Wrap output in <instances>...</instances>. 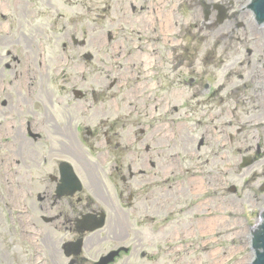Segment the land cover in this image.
<instances>
[{"label": "rangeland", "instance_id": "obj_1", "mask_svg": "<svg viewBox=\"0 0 264 264\" xmlns=\"http://www.w3.org/2000/svg\"><path fill=\"white\" fill-rule=\"evenodd\" d=\"M124 1L128 3L131 0H0V13H4L6 2H9L7 6L10 7L5 18L0 14V37L8 40L31 38L28 45L32 49L38 48L37 60L40 63L42 61L44 68L40 76L43 84L46 85L48 76L46 65L50 74L58 76L57 82L48 88L64 86L63 78L68 79L69 74L74 71L73 65L81 62L79 59L86 52L83 47H73L75 58L61 75L60 70H57L58 64L61 66L62 61L67 64L66 58L62 56V43L69 44L71 36L78 40L85 39V48L97 55L94 63L86 67L84 75L87 81L97 89V93H101L104 110L109 116H115L116 112L126 114L117 83L107 89V82L111 77L107 75L108 64L104 60V54L108 55L109 60L112 58L108 47L101 48L106 43L109 32L113 35V40L117 37L118 26L110 25L111 21L116 20L117 7ZM143 1L145 0H135L136 3ZM146 1L150 5L158 3L160 7L167 1L165 10L174 2ZM232 1L235 13L238 14L236 21L242 25L237 26L234 21L229 20L218 28L210 26L203 29L196 52L198 70L202 65L201 61L206 57L209 72L206 76L213 83L210 88H204L198 112L186 118L197 119V127L204 124L218 126L212 142V153L218 155H211V161L207 164L203 162L204 157L201 158L196 169L204 181L213 180L219 195L215 197L210 189L209 194H213L212 197L201 202V205L190 207L188 199L192 195H188L194 182L187 173V193L179 204L182 207L178 211L180 216L178 218L172 215L166 226L168 241L152 239V245L144 247L148 251L147 256L140 257L138 264H250L249 256L253 252L249 231L260 220L258 214L264 209V190L259 189L264 182V24L257 26L254 23L246 7L248 0ZM86 7H90L88 13ZM189 8L184 6V9H188L183 12L185 17H190ZM57 12L62 15H57ZM87 18L91 21L90 29L84 26ZM119 22L122 23L121 20ZM231 27L233 33L227 35L225 32ZM79 50L83 52L78 58ZM5 51L2 42L0 54H5ZM112 64L115 65V61ZM110 94H114V98H109ZM208 104L214 106L212 110L208 109ZM95 106L98 110L102 108L99 103ZM92 107L86 101L85 113L75 118H94L96 112L91 110ZM214 112L217 115H213L211 121L209 113ZM227 120H230V124H223ZM197 129L200 132V128ZM227 132L233 135L234 142L228 141ZM191 145L188 140V151L191 150ZM258 146V160L250 166H240L242 156L255 155ZM1 155L0 152V157ZM194 164L188 152L187 166ZM1 178L4 179V175H0V264H62L56 249L61 244L60 240L63 237L66 239L62 232L55 233L48 240L47 245L52 248V262L50 258L47 259L42 243L39 244L40 250L37 246L34 250L22 245L19 216L16 211L11 213L5 206L8 191ZM199 183L200 181L196 182ZM232 185L236 187L235 192L228 191ZM202 187L206 188L204 185L197 188ZM200 207L203 209L199 211L209 210L210 214L204 212V219L190 220L193 218L188 217L190 210L198 211ZM210 220H213L212 229L207 228ZM156 244L159 245L155 246ZM158 246H161V250L156 254ZM135 255L136 252L134 254L130 251V263L135 264Z\"/></svg>", "mask_w": 264, "mask_h": 264}, {"label": "flooded vegetation", "instance_id": "obj_2", "mask_svg": "<svg viewBox=\"0 0 264 264\" xmlns=\"http://www.w3.org/2000/svg\"><path fill=\"white\" fill-rule=\"evenodd\" d=\"M135 10L133 7V13ZM152 17L161 19L160 14ZM133 19L137 21L131 23L133 34L129 35L130 38L126 36V40L136 48L127 55L125 62L130 64L117 80L107 82L110 86L115 83L123 85L119 91L123 106L136 111L137 118L132 124H121L124 116L119 112H116L115 119H111L104 110L101 93L88 92L91 88H86L83 94L90 106L95 101L102 105L100 110L96 109L94 118H75V111L66 104L69 111L63 112L56 107L49 114L32 115L31 120L24 119L22 134L19 132L20 126L16 128V158L11 160L7 157L2 161V173L6 184L18 190L10 194L8 200L9 204L19 203L23 226L31 222L36 229H44L48 236L51 229L60 225L67 232L73 231V240L81 235L85 238L88 233H76V214L110 207L117 200L119 209L110 216L111 234L108 237L105 235V239H110L114 244L119 243L118 240L124 237L123 203L132 206L137 221L141 204L146 206L147 212L148 204L159 203L154 193L142 189L146 180L151 178V171L163 161L164 165L159 166L158 170L173 174L180 169L179 163L170 158L171 138L185 139V134L182 127H178L175 133L172 126L165 123L171 120L173 94L179 92L173 84L181 81L180 75L175 76L174 80L172 77L171 39L166 36L170 27L168 24L164 27L165 35H157L156 27L148 26L139 11ZM118 52L119 56L126 54V46H120ZM6 67L8 73L12 74L10 65ZM15 78L21 80L22 74L15 72ZM129 87L131 92H123ZM23 90L25 93L21 97ZM55 92L53 89L51 94ZM18 95L26 114H30L31 110L37 111L34 100L38 98L34 91L29 92L20 87ZM44 96L53 107L47 93ZM113 97L114 94L109 95V98ZM6 106L5 96H0L1 115H5L2 108ZM144 121L146 124L141 125ZM157 123H160L158 132L155 129ZM5 131L6 128L0 127V133ZM161 144H165L164 153L160 152ZM70 167L81 182V191L58 199L56 189L60 182V169L68 171ZM60 201H64L68 208L62 207ZM98 235L84 241L83 249L91 250L98 245ZM81 258L80 255L74 257L71 264H82Z\"/></svg>", "mask_w": 264, "mask_h": 264}, {"label": "water", "instance_id": "obj_3", "mask_svg": "<svg viewBox=\"0 0 264 264\" xmlns=\"http://www.w3.org/2000/svg\"><path fill=\"white\" fill-rule=\"evenodd\" d=\"M244 8V7H243ZM251 8L255 11L257 17L262 20L264 19V0H253ZM264 218V213H263ZM254 246L262 247L263 252L258 254L257 261L260 264H264V220L259 229L254 233Z\"/></svg>", "mask_w": 264, "mask_h": 264}, {"label": "bare ground", "instance_id": "obj_4", "mask_svg": "<svg viewBox=\"0 0 264 264\" xmlns=\"http://www.w3.org/2000/svg\"><path fill=\"white\" fill-rule=\"evenodd\" d=\"M26 152H27V151H26ZM201 226L203 227L204 224L202 223ZM207 228H209V229H212V228H213V220H210V221L208 222ZM249 257H252V255L249 256ZM250 259H251V258H250Z\"/></svg>", "mask_w": 264, "mask_h": 264}]
</instances>
